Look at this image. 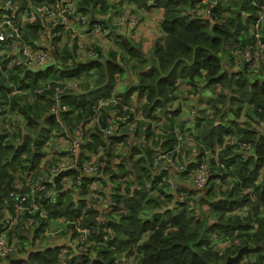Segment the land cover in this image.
Segmentation results:
<instances>
[{
    "label": "trees",
    "instance_id": "trees-1",
    "mask_svg": "<svg viewBox=\"0 0 264 264\" xmlns=\"http://www.w3.org/2000/svg\"><path fill=\"white\" fill-rule=\"evenodd\" d=\"M12 1H17V13L21 18L28 14L29 0ZM127 1L139 10L162 9L160 27L163 36L150 47L130 36H118L115 41L117 49L105 54L96 46L98 58L85 62L76 59L74 49L64 47L59 50L52 46L59 65L48 66L43 72L25 70V79H21V87L30 90L25 99L21 96V104L17 105L14 100L12 111L21 115L25 123L23 129L20 123L10 128L0 126V216L4 210L12 208L8 198L9 186L16 187V183H24L27 176L33 174L35 178L39 174L38 167L51 150L55 132L71 137L82 136L81 154L90 160L105 161L109 177L104 184H114L110 193L115 202L113 211L121 210V213L115 216L111 212L112 216H107L105 213L112 209H104L100 214L94 205L88 204L86 195L92 194L97 199L99 193L91 187L94 178L83 177L81 197L77 202L68 193L58 192L56 203L46 200L43 208L47 209L49 216L73 220L84 214L83 223L98 233L99 242L94 252L73 255L61 262L58 246L30 252L25 260L0 256V264H121L114 256L126 251L137 256V264H223L243 246H260L258 255H250L256 256L253 264H264V79L251 80L252 71L232 76L225 70L222 59L227 55L231 58V51L236 47L247 45L250 24L264 0L220 2L210 18L199 14L206 7L199 5L201 0H118L119 5L111 4L112 0H77L76 9L94 15L95 20L98 16L97 23L111 34L114 27L111 22L125 11L120 6ZM109 13L111 16L106 18ZM8 14L13 16V12ZM94 23L91 20L90 27ZM45 28L41 20L28 22L24 40L34 44V34ZM127 75L129 84L123 91L116 92L119 77ZM45 78L80 81L78 89L61 97L69 108L61 116L62 124L48 114L52 92L41 96L33 94L37 82ZM183 82L194 90L200 82L219 89L216 98L210 100V114L205 119L199 114L194 122V127L198 131L201 129L204 146L214 147L231 136L251 143L254 154L244 156L234 146L227 145L218 154L224 168L217 167L215 160L210 159L212 170L208 187L193 197L197 191L181 184L178 193L186 190L189 196L178 200L166 189L153 194V184L169 173L153 174L150 161L155 148L161 146L162 150H169L176 143L174 131L180 125L169 121L171 132L162 142L163 137L156 134V126L153 127L152 123L158 122L160 112L165 117L178 116L180 109H171L170 105L177 98L176 93ZM7 83L3 78L0 87L5 90ZM134 94L139 101L144 100L141 108L133 102ZM112 95L133 108L132 116L136 120L133 138L120 128L115 135L104 138L96 126L88 127L97 102ZM28 97L32 99L27 100ZM242 111L246 122H239ZM229 112L234 119L226 118ZM253 120L262 125L261 133L249 125ZM128 141L132 145H128ZM59 156L56 154L53 158ZM117 158H120L118 163L115 162ZM202 159L203 153L191 160L181 174L183 180L180 182H188L186 180ZM73 173L77 174L72 171L57 178L55 188H61L60 180ZM16 176L20 178L18 182ZM217 185L218 189L215 188ZM152 203L161 205L164 213L144 218V212ZM100 215L106 220L104 224L97 221ZM115 218V226L108 223L109 219ZM24 222L26 219H21V226L10 232V235L15 233L17 236L9 237L19 245L18 253L29 244ZM254 223L258 228L253 233ZM104 227L109 232L102 245L99 243L107 235L102 231ZM234 241H240L241 245L236 246ZM225 242L229 245L220 252L217 246Z\"/></svg>",
    "mask_w": 264,
    "mask_h": 264
},
{
    "label": "built area",
    "instance_id": "built-area-1",
    "mask_svg": "<svg viewBox=\"0 0 264 264\" xmlns=\"http://www.w3.org/2000/svg\"><path fill=\"white\" fill-rule=\"evenodd\" d=\"M118 0H112L116 2ZM237 0H201L199 5H206L199 11L203 18H210L213 15V9L218 6L220 2L231 3ZM12 0H4L0 4V81L5 78L9 83L3 90L0 87V123H4V128L12 127L14 123L12 117V105L17 100L16 104H21V96L25 99L27 91L21 87V79H25L24 72H43L48 66L51 65L52 47L49 44L37 46L29 44L24 40L25 27L28 22H36L41 20L42 24L46 26L48 37L50 39L60 38V29H77V35L83 37L89 32L87 38L104 36L102 34H109V32L102 27L97 19L94 25L90 27L91 15L88 12L77 11V0H29V12L24 14L17 13L18 7ZM8 12H13V16ZM111 14L106 18H109ZM75 21L74 23L68 19ZM140 23V18L134 15L131 11L125 10L117 19L115 25L118 27L136 28ZM73 24H76L75 26ZM86 27L88 31H83L82 27ZM99 36V37H97ZM84 39L77 41V49L74 50L75 57L80 61L95 60L98 58V51L93 44ZM52 45V44H51ZM234 53L239 56V60L245 66H256L261 62L264 57V5L259 6L258 14L250 24L249 40L246 46L236 47ZM14 81V82H13ZM16 82V83H15ZM19 82V84H17ZM80 81L72 78L52 79L45 78L37 82L34 89V96H41L47 92H52L48 106V114L53 115L61 123V116L64 112L68 111V106L63 103L62 96L66 93L74 91L79 88ZM200 95V88H196L195 96ZM28 97L27 100H31ZM172 109V108H171ZM244 111V110H243ZM242 111V114H244ZM133 108L127 104L121 103L115 96L108 99H100L95 107V115L90 124L96 126L104 138H109L115 135L116 131L120 128L126 130L130 137H134L136 130L135 118L132 116ZM198 116L197 110L190 112V117L194 119ZM136 121V120H135ZM251 127L262 131V125L253 123ZM69 135V134H63ZM196 134H192L195 136ZM176 143L173 148L169 150H162L156 148L151 154L150 169L155 171L152 173L159 176L164 175L162 172L167 171L169 174L161 177L162 185L168 193L174 195L178 200H182L189 196V193L184 190L178 193L181 184H186L197 191H204L210 182L212 166L210 159H214L216 166L224 168L218 160V154L227 145L235 147L237 152L242 153L244 156L254 154V147L251 143L241 141L237 138L228 136L225 140L209 148L203 144H199L198 148H188L183 143L185 141L184 134H175ZM70 138V137H68ZM193 139V138H192ZM189 139V140H192ZM83 143L82 136L72 137V142L68 149L58 150L53 153L51 150L48 155L42 159L38 169L39 174L34 178L31 174L27 176L24 183H18L14 190H11L8 198L12 202V208L6 209L2 213V220L0 222V256L5 258L10 252L20 254L26 251L27 248L20 250L16 241H11L9 238L10 232L21 223V219L25 218L24 228L28 231L27 240L33 244V252H39L42 249L60 247L58 258L61 262L66 261L73 255L89 253L93 248V237L98 235L93 232L92 228L83 223L85 215L82 214L78 219H70L66 217H51L43 208V202L47 200L49 203H56L58 192H66L73 196L74 201L77 202L81 197L82 178L88 176L94 178L92 189L98 186L102 179H105V163L99 160L82 161L80 160V147ZM128 145H132L128 141ZM52 147V146H51ZM83 147V145H82ZM82 149V148H81ZM188 150L192 153L194 158L202 155V161L190 174V185L187 183L179 182L175 179V174H182L187 170L191 161H187L182 155V152ZM56 154H60V158H53ZM73 173L72 176L63 177L60 180L61 188H55L56 179L62 174L68 172ZM76 174V175H75ZM264 174V169L262 171ZM75 179V180H74ZM125 179V178H124ZM123 179V180H124ZM122 181V179H121ZM52 186V187H51ZM184 186V185H183ZM16 189V190H15ZM91 190V189H90ZM100 191V190H99ZM98 191V193H99ZM104 192L106 190H103ZM99 200L103 195L99 193L96 196ZM106 204L97 205L96 209L100 214L101 210L112 209L115 202L107 197ZM106 202V199H104ZM10 213L9 217H4V212ZM4 214V216H3ZM100 224H104L101 215L97 217ZM117 219H109L108 223H116ZM253 233L257 230L258 224H253ZM103 233L107 234L104 240L99 244H104L107 240L109 229L104 227ZM236 246H240V241H234ZM229 245L228 242L221 243L217 246L220 252H223ZM114 250L113 248H109ZM115 258L121 264H137V256L129 255L128 251L124 253H116Z\"/></svg>",
    "mask_w": 264,
    "mask_h": 264
},
{
    "label": "crops",
    "instance_id": "crops-1",
    "mask_svg": "<svg viewBox=\"0 0 264 264\" xmlns=\"http://www.w3.org/2000/svg\"><path fill=\"white\" fill-rule=\"evenodd\" d=\"M111 4L113 5H119V2H112ZM123 9H132L133 11H135V13H137V15H140V23L139 25L132 29L130 27H118L115 25V20L113 22H111L112 26H114L112 28L111 34H102L105 36L104 40H100V38H96L95 40H91V38H87V35H90L89 32L86 33L85 36H83L84 39L88 40L90 43L95 44V46H99L100 48H104V47H110L107 51H105L104 49L102 50L103 53L108 54L110 52V50L113 49H117V46L115 45V41L116 38L118 36H130L131 38H133L136 42H141L142 44H144L145 47H150L155 40L159 39L160 37L163 36V33L161 31V27H160V23L163 19V10L162 9H158V8H154L151 11H145V10H139L135 5L134 6H130L128 4H121ZM68 21L74 23L75 21H73L72 19H68ZM82 30L84 31H88L86 27H82ZM60 34H62V30L60 29ZM109 32V31H108ZM99 37V36H97ZM42 41H46V38H43L41 41L35 42L34 44L37 46H43L44 44H40ZM77 59V58H76ZM69 64H71V60H69ZM129 76V75H127ZM125 77V76H124ZM124 81H127L126 78L121 77V80L117 81V86L115 91L119 92V91H123L126 86L129 84V81H127L126 83H124ZM197 88H200V95L199 96H195L196 93V89H192L191 86L187 85L186 83H181L179 91L176 93L177 98H175L173 104L171 105L174 109H180V104L182 105V107L184 106V104H187L188 106H191L192 110H197V113L199 115V112L202 111L203 107L202 105L206 104L207 100L209 98L214 99L216 98V95L214 94V91H212L211 89L207 88V87H203L201 84H199L197 86ZM219 90V89H218ZM137 95V94H136ZM133 102L136 105H139V100L138 97L133 95L132 97ZM179 100V103H176L175 101ZM190 112L188 111V116L187 117H183L182 114L184 113L182 111V109H180V113L178 114V116L176 117H162L160 114H158V122L157 124L152 123L153 127L156 126L155 128V132L156 134H160L163 138H162V142L163 140H165V136H169L171 130L170 128L172 127L171 124H169V121L173 122L175 121L179 126L178 129H176L174 132L175 134L178 136V134H184L185 136V141H184V145L188 148H190L187 145V142L189 139L194 138L195 141V145L192 148H198L199 144H203L202 140H201V134L198 131V129H196V127H194V122L195 120L198 118L195 117L194 119H192L190 117ZM201 117L205 116L200 114ZM140 119L142 120L143 118L140 117ZM23 121V119L20 120V124ZM21 128V126H20ZM263 131V129H262ZM60 134V133H59ZM155 134V135H156ZM192 134H196L195 136H192ZM62 135L58 136V134L54 133L52 134V141L54 139V141L52 142V147H51V151L53 153H56V151L58 149H68L71 142H72V137L70 135ZM70 137V138H68ZM204 145V144H203ZM216 146V145H215ZM159 149H161V146L158 147ZM156 149V148H155ZM82 151V149H81ZM99 155H101V153H99ZM192 158H194V156L191 154ZM105 157V156H104ZM80 160L82 161H86L88 160V158L85 155H82L80 152ZM187 160V157H186ZM119 160L116 161V163H118ZM105 163V162H104ZM106 166V163H105ZM112 169H115V167H113ZM105 179H102L100 182V184H104V182H107V176H105ZM175 179L177 181H181L182 180V175L176 173L175 174ZM18 184V183H16ZM188 185H190V182H187ZM110 186V185H109ZM99 193L103 195V193L106 195V197H110V193L111 190L109 189L108 192H104L102 189L99 188ZM100 205L99 200L97 199V204H94V206ZM101 214H103L102 210H101ZM103 217V216H101ZM26 252L30 253L33 252V244H31L29 242L28 245H26Z\"/></svg>",
    "mask_w": 264,
    "mask_h": 264
},
{
    "label": "rangeland",
    "instance_id": "rangeland-1",
    "mask_svg": "<svg viewBox=\"0 0 264 264\" xmlns=\"http://www.w3.org/2000/svg\"><path fill=\"white\" fill-rule=\"evenodd\" d=\"M3 2H4V0H0V4H2ZM124 4H128L130 6H134L133 4H131L130 1H127ZM127 10L131 11L134 15H137V13H135V11H133L132 9H127ZM227 10H228V7H227ZM137 16L139 18L141 17L140 15H137ZM73 25L75 26L76 24H73ZM77 32L78 31H77L76 28H74V29H70V28L69 29H63L60 38H57V39L54 38L52 40V39H50L48 37V35H47L48 32L46 31V29H41V30L37 31L34 34V40H35V42H38V41H41L43 38H46V41H42L40 44H49L51 47L54 46L55 48H58L59 50L63 49L64 47H67V48H70V49H74L76 51V49H77V47H76L77 41H81V40L84 41V38L83 37H80L79 35H77ZM31 36H33V35L31 34ZM104 38H105V36H100V40L101 41L104 40ZM95 39H96V37H91V40H95ZM109 48L110 47H104V48H101V49L102 50L104 49L105 51H107ZM54 52H55L54 51V48H52L51 65H50L52 67L59 65V61H57V56L55 57V53ZM231 54H232V57L231 58H229L228 55L227 56H224L222 58L223 59V64H224V68H225V70L228 73H230V75H232V76L233 75H238V74H240V72H243V71H246V72L252 71V73H250L251 80L254 81V80H258V79H264V57L261 60V62L259 64H257L256 66H252V67L247 66L246 67L243 63L240 62L239 56L234 53V50L231 51ZM119 61L122 63V60L121 59ZM123 78H126L127 81L130 80V77L129 76H125ZM119 80H121L120 77H119ZM127 81H124V83H126ZM200 84L203 87H207L203 82H200ZM207 88H209V87H207ZM209 89H211L212 91H214V94L215 95L218 92V90H216V89H212V88H209ZM134 95L137 96L136 94H134ZM210 100H211V98H209L207 100L206 104L202 105V107H203L202 109L203 110L199 112V114L205 115V116L202 117L204 119L211 112ZM143 102H144V100L143 99H140L139 105H137V106H140V108H141ZM175 102L180 104L179 100H176ZM171 105H170V108L174 109ZM223 108H225L226 110L229 109V107H223ZM180 109H182V111L184 112L182 114L183 117H187L188 116L187 115L188 114V111H192L191 106H188L187 104H184L183 107L180 104ZM160 115L162 117H164V115L161 112H160ZM12 117L14 119V123L11 124V125H12V127H15L16 124L20 122V120L22 119V117L18 113H13L12 114ZM226 118L234 119L235 117H234V115L232 113L229 112L228 113V116ZM246 121H247L246 115L245 114H242L239 122H246ZM134 122L136 123L135 120H134ZM203 122H204L203 124H205V121H203ZM253 123L260 124L259 122L253 120V121H250L249 125L251 126V124H253ZM155 124H157V122H155ZM21 125H22V129H23V127L25 125L24 121L21 122ZM0 126H3L4 127V123H0ZM91 126L92 125L90 124L88 127H91ZM199 132L201 134V129H200ZM55 133L58 134V136L62 135V134H59L61 132H55ZM53 141H54V139H53ZM194 143H195V141H194V138H193L192 140H188L187 145L191 148V147H193L195 145ZM209 148H214V147H209ZM58 150H62V149H58ZM124 154H128V151H124ZM183 154H184V157L185 158L187 157V161H191L193 159L192 156H191L192 153L190 151H188L187 149L184 152H182V155ZM117 160H120V158L119 159L117 158ZM86 161H92V160L88 159ZM103 162H105V161L103 160ZM105 174H106V176L108 178L109 176H108L106 170H105ZM16 177H17L16 182H18L20 180V178H19V176H16ZM182 180H183V177H182ZM186 181L190 182V178H188V180H186ZM101 182H103V181H101ZM162 182L163 181L160 178V181L158 183L153 184V188L155 190V193H153L154 195L160 193L161 191H164L165 192V188L162 185ZM222 182H224V184L227 185V182L226 181H222ZM113 186H114L113 183H111V186H109L107 184H99V187L98 186H94L93 189L95 190V192H98L99 191V188L102 189V190H106V192H108L109 189L113 191ZM218 187H219V185H217L215 188L218 189ZM104 199H106V202H104ZM86 200H87V203L90 204L91 206H93L94 204H97V199H95L92 194H89L88 193L86 195ZM107 202H108L107 197L103 193V198L99 199V203H100V205H102V204H106ZM167 204H169V203H166V205ZM113 209H114V207H112V210L107 211L105 214L107 216H112V214H110V213L113 212V215L117 216L118 214L121 213V210H118V212H114ZM46 212L48 213L47 209H46ZM155 213L163 214L164 211H162L161 205L156 204V203H152L147 208V210L144 212L143 217L144 218H149V217H151ZM9 216H10V213L5 212V216L4 217H9ZM51 217H57V216H51ZM59 217H61V216H59ZM2 218L3 217H2V214H1V216H0V222H1ZM19 226H21V223H19V225L16 226V227H19ZM19 233L21 234V232H19ZM17 234H18V232H17ZM16 236L17 235H15V233H12L9 237L14 238ZM213 237H214V234L210 237V241L213 239ZM93 241H94V244H93L94 246H93L92 251H91L92 253L94 252V247L98 245V242H99L98 241V235H94ZM255 259H256V256L255 255H247V256H245L242 259V262L239 263V264H253V262H255Z\"/></svg>",
    "mask_w": 264,
    "mask_h": 264
},
{
    "label": "water",
    "instance_id": "water-1",
    "mask_svg": "<svg viewBox=\"0 0 264 264\" xmlns=\"http://www.w3.org/2000/svg\"><path fill=\"white\" fill-rule=\"evenodd\" d=\"M91 20L95 21V16L91 15ZM10 190H14L13 187L9 186ZM16 190V189H15ZM113 226H115V223H113ZM261 251V247L260 246H256V247H248V246H243L238 253L235 256H230L226 259V261L223 264H239L240 262H242V259L250 254H258ZM9 256L11 258H14L16 260H21L23 259L21 256H19L18 254H16L15 252H10Z\"/></svg>",
    "mask_w": 264,
    "mask_h": 264
},
{
    "label": "clouds",
    "instance_id": "clouds-1",
    "mask_svg": "<svg viewBox=\"0 0 264 264\" xmlns=\"http://www.w3.org/2000/svg\"><path fill=\"white\" fill-rule=\"evenodd\" d=\"M261 125V124H260ZM262 132V131H261ZM260 132V133H261ZM180 182V181H179ZM165 188V187H164ZM6 212V211H5ZM5 212H4V214H5ZM3 213V212H2ZM4 214H3V216H4ZM26 238H27V236H26ZM61 247V246H60ZM28 254L29 253H27L26 251H22L20 254H19V256H21L24 260L28 257ZM241 263V262H240Z\"/></svg>",
    "mask_w": 264,
    "mask_h": 264
}]
</instances>
